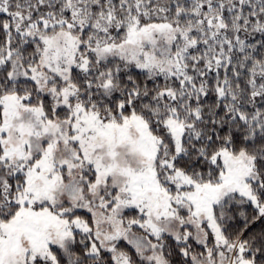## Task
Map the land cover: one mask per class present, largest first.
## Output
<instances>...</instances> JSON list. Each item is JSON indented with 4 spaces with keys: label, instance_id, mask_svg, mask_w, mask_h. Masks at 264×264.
Returning a JSON list of instances; mask_svg holds the SVG:
<instances>
[{
    "label": "snow or ice",
    "instance_id": "obj_1",
    "mask_svg": "<svg viewBox=\"0 0 264 264\" xmlns=\"http://www.w3.org/2000/svg\"><path fill=\"white\" fill-rule=\"evenodd\" d=\"M0 264H264V0H0Z\"/></svg>",
    "mask_w": 264,
    "mask_h": 264
}]
</instances>
